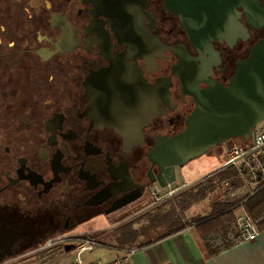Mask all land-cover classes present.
Segmentation results:
<instances>
[{"label": "flooded vegetation", "instance_id": "af4514ba", "mask_svg": "<svg viewBox=\"0 0 264 264\" xmlns=\"http://www.w3.org/2000/svg\"><path fill=\"white\" fill-rule=\"evenodd\" d=\"M263 38L264 0H0V264L153 200L155 147Z\"/></svg>", "mask_w": 264, "mask_h": 264}, {"label": "water", "instance_id": "95a60500", "mask_svg": "<svg viewBox=\"0 0 264 264\" xmlns=\"http://www.w3.org/2000/svg\"><path fill=\"white\" fill-rule=\"evenodd\" d=\"M263 120L264 38L254 43L249 55L237 63L227 86L209 81L207 88L199 90L196 108L188 116L185 130L164 138L155 147L151 156L159 165L157 186L164 188L175 183L176 167L217 145L234 138L249 141L254 127ZM70 248L71 245L64 246L66 251Z\"/></svg>", "mask_w": 264, "mask_h": 264}, {"label": "trees", "instance_id": "16d2710c", "mask_svg": "<svg viewBox=\"0 0 264 264\" xmlns=\"http://www.w3.org/2000/svg\"><path fill=\"white\" fill-rule=\"evenodd\" d=\"M237 139L241 138L232 140ZM240 143H243L242 139ZM233 177V170L219 169L192 186L167 196L159 204L116 228L111 245L121 249L142 246L188 227L194 229L198 246L205 258L236 245L243 240L235 225V217L241 206L213 196L217 191L222 194L228 190L223 186L226 179L232 182L233 189L239 186ZM207 199L208 208L205 213L190 215L192 207ZM242 209L249 214L257 230L263 229L264 188L248 198L242 204ZM61 251V247H54L40 251L37 256L45 257L46 260L41 259L43 264Z\"/></svg>", "mask_w": 264, "mask_h": 264}, {"label": "built area", "instance_id": "2783aa9c", "mask_svg": "<svg viewBox=\"0 0 264 264\" xmlns=\"http://www.w3.org/2000/svg\"><path fill=\"white\" fill-rule=\"evenodd\" d=\"M225 168L234 171L235 182H238L239 186L233 189L232 182L226 179L223 186L228 190L223 193L222 199L241 206L235 217V225L243 240H253L258 230L249 214L242 209V204L264 188V120L256 124L249 141L231 145L226 150L220 169ZM174 191L175 189L170 187L167 195H172ZM158 198L159 196L156 199ZM65 245H71V248L66 251ZM55 246L61 247L62 254L58 260H52L46 264H129L133 253L132 248L121 249L109 244H101L95 237L82 234L50 237L37 249H52ZM96 246H102L117 253L107 259L85 260L83 254L92 251ZM60 260L64 261L58 263Z\"/></svg>", "mask_w": 264, "mask_h": 264}, {"label": "crops", "instance_id": "0c3cea01", "mask_svg": "<svg viewBox=\"0 0 264 264\" xmlns=\"http://www.w3.org/2000/svg\"><path fill=\"white\" fill-rule=\"evenodd\" d=\"M178 181L177 178L175 183ZM175 183L170 187L174 188ZM131 248L133 253L129 264H264V228L258 230L253 240H242L209 258H205L200 250L192 227ZM107 251L108 258L117 253Z\"/></svg>", "mask_w": 264, "mask_h": 264}, {"label": "rangeland", "instance_id": "374dc122", "mask_svg": "<svg viewBox=\"0 0 264 264\" xmlns=\"http://www.w3.org/2000/svg\"><path fill=\"white\" fill-rule=\"evenodd\" d=\"M240 142H241V139L231 140L229 141V146L234 145V144H239ZM226 149L227 147L224 144H220L219 147H216L208 151L207 153H205L204 155L198 158L188 161L181 168H179L177 172V178L179 181L173 185L175 191L172 195H174L176 192H178L182 188L190 187L193 184L206 178L213 172H216L217 170H219L221 167V164L223 163L225 159ZM169 188L170 187H164V188L158 189L157 193L155 194V198L153 200H150L147 203H139L133 210L121 213L115 218H112L109 222L106 221L104 223V227L102 229L97 230L96 232H86V233H82V235L93 236L101 244H113L112 235L115 230L114 228L117 227L119 224L122 225L128 222L130 219L132 220L136 218L137 216H139L146 210H149L153 206L159 204L162 199L169 196L167 195ZM222 195L223 193L221 194V191H217L213 196H217L218 198H220V200H223ZM158 196L159 198L156 199ZM207 203H208V199L192 207L190 210V215L205 213L208 208ZM237 213H239V211ZM116 220L118 221V223H114ZM134 226L137 227V225H134ZM107 252L108 251L105 247L96 246L92 251L84 253L83 258L85 260L107 259L108 258ZM61 254H62L61 252L56 253L55 257L52 260L53 261L58 260ZM41 259L46 260L45 257L39 258L37 255H33L29 259L21 261L18 264H42ZM52 260H49L47 262L49 263ZM63 261L64 260H60L58 263H61ZM47 262L43 264H46Z\"/></svg>", "mask_w": 264, "mask_h": 264}]
</instances>
